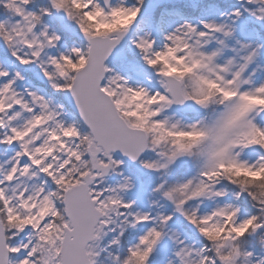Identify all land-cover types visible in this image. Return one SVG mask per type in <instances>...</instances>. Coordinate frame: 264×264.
<instances>
[{
  "label": "snow or ice",
  "instance_id": "snow-or-ice-1",
  "mask_svg": "<svg viewBox=\"0 0 264 264\" xmlns=\"http://www.w3.org/2000/svg\"><path fill=\"white\" fill-rule=\"evenodd\" d=\"M0 264H264V0H0Z\"/></svg>",
  "mask_w": 264,
  "mask_h": 264
}]
</instances>
